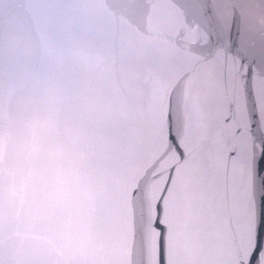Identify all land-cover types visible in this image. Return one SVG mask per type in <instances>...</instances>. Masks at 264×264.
Here are the masks:
<instances>
[{"label": "water", "instance_id": "1", "mask_svg": "<svg viewBox=\"0 0 264 264\" xmlns=\"http://www.w3.org/2000/svg\"><path fill=\"white\" fill-rule=\"evenodd\" d=\"M29 118L64 153L47 220L12 191ZM0 137V264H249L264 0H0ZM67 218L80 246L61 252Z\"/></svg>", "mask_w": 264, "mask_h": 264}, {"label": "clouds", "instance_id": "2", "mask_svg": "<svg viewBox=\"0 0 264 264\" xmlns=\"http://www.w3.org/2000/svg\"><path fill=\"white\" fill-rule=\"evenodd\" d=\"M51 132L50 120L29 118L22 122L13 144L16 160L13 195L26 204L30 215L43 220L54 217L67 198L64 153L58 144L50 141ZM6 147L5 139L0 137V157ZM74 228L71 218L62 222L58 251L80 246Z\"/></svg>", "mask_w": 264, "mask_h": 264}, {"label": "snow or ice", "instance_id": "3", "mask_svg": "<svg viewBox=\"0 0 264 264\" xmlns=\"http://www.w3.org/2000/svg\"><path fill=\"white\" fill-rule=\"evenodd\" d=\"M261 147H262V151H261L260 161L258 163L259 165H264V145H262ZM261 170H264V168H261ZM262 230H264V197L261 198V211H260L259 224L256 233V247L255 249H253L252 254L248 258L249 264H252L253 257L259 251Z\"/></svg>", "mask_w": 264, "mask_h": 264}]
</instances>
